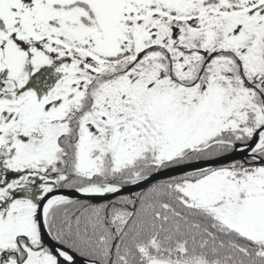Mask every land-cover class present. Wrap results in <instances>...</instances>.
Masks as SVG:
<instances>
[{
    "label": "snow or ice",
    "instance_id": "1",
    "mask_svg": "<svg viewBox=\"0 0 264 264\" xmlns=\"http://www.w3.org/2000/svg\"><path fill=\"white\" fill-rule=\"evenodd\" d=\"M0 264H264V0H0Z\"/></svg>",
    "mask_w": 264,
    "mask_h": 264
}]
</instances>
